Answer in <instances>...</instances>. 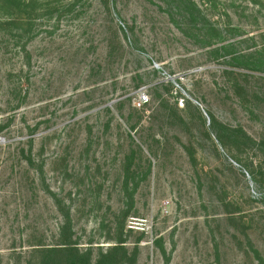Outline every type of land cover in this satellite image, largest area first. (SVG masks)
<instances>
[{
    "label": "rangeland",
    "instance_id": "obj_1",
    "mask_svg": "<svg viewBox=\"0 0 264 264\" xmlns=\"http://www.w3.org/2000/svg\"><path fill=\"white\" fill-rule=\"evenodd\" d=\"M192 1L0 3V264L57 243L51 192L93 255L123 221L135 264H261L264 0Z\"/></svg>",
    "mask_w": 264,
    "mask_h": 264
},
{
    "label": "trees",
    "instance_id": "obj_2",
    "mask_svg": "<svg viewBox=\"0 0 264 264\" xmlns=\"http://www.w3.org/2000/svg\"><path fill=\"white\" fill-rule=\"evenodd\" d=\"M37 0H0L5 8L17 12V21L25 22L24 25L28 29L32 26L34 14L39 11L35 7ZM71 4H75L80 0H70ZM184 4V15L191 18L198 15L199 12L195 8L192 0H180ZM21 15H20V14ZM32 13V15H31ZM2 24V23H0ZM4 125H0V132ZM31 132V131H30ZM31 143V140L29 141ZM28 164H32L30 157L27 158ZM126 172L128 170L126 169ZM127 179V178H126ZM125 180L124 188L126 190ZM54 201V204L62 216V224L59 227L57 243L50 246H38L33 249L35 259L28 264H135L138 255L137 241L131 251L127 249L126 239L127 233L124 231V222L118 225L115 236L108 237L110 244L106 248L98 247L96 254L93 255V247L91 242L88 243L85 249H80L79 242L74 238L72 230L71 219L68 207L64 208L62 201L54 194L49 193ZM131 205V204H130ZM128 214V209L124 210L123 218ZM129 231V230H128ZM156 245L163 258V264H169L170 253H167L163 242L157 241ZM258 261L263 264L264 259L255 252ZM95 256V257H94Z\"/></svg>",
    "mask_w": 264,
    "mask_h": 264
}]
</instances>
